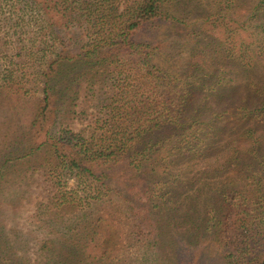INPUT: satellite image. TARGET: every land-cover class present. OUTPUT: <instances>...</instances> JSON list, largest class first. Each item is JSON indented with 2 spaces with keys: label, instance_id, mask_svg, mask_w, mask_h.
Instances as JSON below:
<instances>
[{
  "label": "trees",
  "instance_id": "16d2710c",
  "mask_svg": "<svg viewBox=\"0 0 264 264\" xmlns=\"http://www.w3.org/2000/svg\"><path fill=\"white\" fill-rule=\"evenodd\" d=\"M189 2L203 5L207 14L202 19L213 14L214 22L226 20L223 28L230 33L251 28L255 41L243 43L239 51L226 32L218 44L221 51L216 63L221 57L227 65L233 60L242 77L253 74L264 79V0H0V9L8 8L11 26L35 29L30 43L20 49H26L38 74L40 97L27 126L25 150L18 154L12 149L6 154L24 158L43 153L42 162L33 168H44L49 186V204L42 208L49 217V232L48 238L41 240V249L53 252L56 260L51 264H67L66 259H59L61 252L75 259L84 246L97 243L94 235L104 213L126 214V219L133 221V240L157 248L160 205L176 194L179 207L189 206L192 212L173 216L178 230L190 235L187 243L179 241L182 245L178 247L179 251L188 249L185 253L192 255L190 264H199L198 257L207 244H213L218 254L225 252L221 264H264V147L261 144L259 152L252 146L241 151L230 140L223 141L232 127L227 126L228 118L226 128L220 127L214 121L219 117L215 111L210 112L212 119L206 124L209 130L200 128L204 110L197 104L204 92H209L211 66L202 47L196 52L192 48L182 79L152 59L172 44L155 38L158 27L186 21ZM168 7L184 9L177 17ZM227 20L236 22V27L228 29ZM218 23L212 26L219 28ZM210 33L216 37L219 31ZM229 73H217L219 80ZM230 89L236 94H221L222 101L238 99L237 87ZM250 92L247 90L248 96L255 98L251 105L258 106L250 116L262 126L264 138V97L257 92L256 101L255 92ZM78 98L84 107L76 109ZM87 118L90 131L84 136L73 125L75 120ZM245 133L253 146L258 144L252 128ZM183 161L201 169L195 170L201 174L192 176L183 192L175 193L172 186L182 183L178 169ZM9 163L12 161L6 155L0 171ZM236 163L244 173L243 185L254 186L257 195L245 196L241 191L244 186H235L238 179L225 178L215 191H209L212 208L194 214L192 207L206 198L213 180L220 183L218 173L233 169ZM209 170L215 171L216 177L203 179ZM71 179L73 185L69 186ZM66 214L73 217L72 224L63 222ZM86 217L82 234L90 238L78 249L80 241L71 235Z\"/></svg>",
  "mask_w": 264,
  "mask_h": 264
},
{
  "label": "rangeland",
  "instance_id": "374dc122",
  "mask_svg": "<svg viewBox=\"0 0 264 264\" xmlns=\"http://www.w3.org/2000/svg\"><path fill=\"white\" fill-rule=\"evenodd\" d=\"M188 4L190 15L186 18V21L182 20L181 23L175 25L161 23L158 27L155 38L171 40L172 44L170 49L160 51L152 59L169 70L173 76L182 79L186 72L188 57L192 48L196 52L197 48L202 47L204 49L202 55L210 59L211 66L208 70L210 78L207 82V86L210 87L209 92H204L197 104L199 108L202 107L204 110L200 118V128L205 131L209 130L206 124L210 123L212 119L210 112L215 111L219 114V117H215L214 121L220 124V127L226 128L224 123L227 118L230 122L227 126L232 127V131L221 138L223 141L230 140L232 146H237L241 151L252 146L254 152H259L261 144L264 147V138L260 133L262 126L254 123V118H252L254 115L250 116V113L254 111L253 109L258 106L257 104L251 105L252 102H255L253 101L255 98L249 97L247 90L249 92L254 91L256 101H258L257 92H260L261 96L264 97V79L253 74L242 77L239 74V67L236 66V62L233 60L227 65L224 58L221 57L218 59L219 62L216 63L218 58L216 56H219L218 52L221 51L218 44L225 38L226 32L230 35L228 41L233 44L235 51H239L238 48L243 43L245 45V43L255 41L251 35V28L239 30L237 33H230L223 28V23L226 20L223 22L219 20V23L218 21L214 22L213 14L208 16L207 19H202L207 14L203 10V5L196 6L193 2ZM168 8L177 17L181 9H184V7L181 9H178V7ZM7 11L8 8L0 9V163L6 158V155L9 156L12 163H9L0 171V264H51L53 260H56L52 256L53 252L47 254L41 249V240L48 238L47 234L49 232L47 224L49 217L46 212H42V208L49 204V186L45 181L44 168L40 166L38 171H34L33 168L39 166L40 161L42 162L43 153L40 151L41 153L37 152L36 155L24 156V158L6 154L12 149H15L18 154L25 150L24 139L27 134V126L34 115L41 87V83L37 78L38 74L32 67L33 62L26 55V49H20L23 45L26 46L30 43L35 29L33 26L28 25L22 26V28L11 26V16ZM217 23L219 28L212 26ZM235 27L236 22L231 23L228 21V29L232 30ZM214 28L215 30H213ZM210 29L215 32L219 31L216 36L218 38L210 33ZM222 66L223 68H221ZM228 70H230L228 77L223 75L224 80L220 81L217 73L221 74V71ZM229 79L230 81L227 82L226 80ZM217 82L219 83L216 84ZM232 87H237L238 99L236 96L222 101L221 94L225 93L226 96L229 92L236 94L235 90L230 91ZM79 96L82 97V95ZM229 96H232V94ZM80 101L81 99L78 98L76 109L84 107V104ZM220 102L221 107H218ZM244 104L247 105L245 108ZM89 108L88 111H91L92 109ZM245 112L249 115L248 118L251 119L247 118ZM89 118L81 122L75 120L73 129L82 131V135L87 136L90 131ZM248 128L253 129L254 136L258 139L256 141L258 144L254 145L257 146L256 148L250 143L252 139L246 136L245 132ZM195 168L196 166L191 162L184 163L183 161L178 169V173H181L179 180L182 183L177 188V182L172 186L175 193L183 192V187L188 186L190 178L195 174H201V172L195 171L201 169ZM238 169L241 168H238L236 163L233 169L230 168L225 173H218V177L221 179L220 183H215L217 181L213 180L210 185L208 184L206 198L201 202H195L196 206L192 207L195 209L194 214H198L200 210L204 211L205 207L212 208L213 200L209 191L212 188L215 191L221 185L223 179H238L235 186L239 189L244 186L242 182L243 170L238 171ZM204 174L203 179H206V177L211 176L215 178L217 173L209 170V174ZM68 185H73L72 179L68 181ZM242 189V193L247 197L257 195L254 186H244ZM179 199V195L176 194L170 202L166 201L165 205H160V224L158 225L161 234L157 248L148 247L145 242L133 240L134 236L131 232L133 221L126 219V214L114 212L111 215L104 213L100 217L98 234L94 235L97 243L95 242L88 247L84 246L82 253L75 259L58 250L57 252H61L59 259H66L67 264H190L192 255L189 256L185 253L188 249L185 248V250L183 247L182 251L178 250V247L182 245L179 241L183 242L185 239V243H187L190 235L187 230L185 232L182 229L178 230L177 220L173 216L180 215L181 217L184 213L185 216L186 214H192V212L187 208L189 206L179 207V203L176 202ZM40 214L42 216L41 220H39ZM62 219L66 225L68 223L72 224L73 221L71 220H74L69 214L63 215ZM86 220L87 217L80 220L81 223L77 226L75 234L71 235L73 239L74 236L78 237V242L80 241L77 242L79 244L78 249L90 238V236L86 238L87 236L82 234V227L87 224ZM178 220H181V218H178ZM78 222L79 220L75 221L76 225ZM61 227L59 226L57 229L64 232ZM56 237L54 236V238ZM60 239L62 238L60 237ZM62 249L67 250V248ZM224 254V251L218 254L213 244H207L202 249L198 261H200L199 264H221V258Z\"/></svg>",
  "mask_w": 264,
  "mask_h": 264
}]
</instances>
